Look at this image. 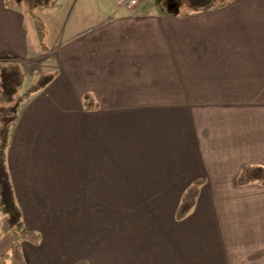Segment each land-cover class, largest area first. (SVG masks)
<instances>
[{
	"label": "crops",
	"instance_id": "crops-1",
	"mask_svg": "<svg viewBox=\"0 0 264 264\" xmlns=\"http://www.w3.org/2000/svg\"><path fill=\"white\" fill-rule=\"evenodd\" d=\"M18 3L0 0V64L42 70L25 90L56 73L11 119L10 181L40 236L25 264H264V187L238 184L264 168V0H39L45 51Z\"/></svg>",
	"mask_w": 264,
	"mask_h": 264
},
{
	"label": "trees",
	"instance_id": "trees-1",
	"mask_svg": "<svg viewBox=\"0 0 264 264\" xmlns=\"http://www.w3.org/2000/svg\"><path fill=\"white\" fill-rule=\"evenodd\" d=\"M29 7L26 8L27 14L33 18L37 39L40 49L46 50L44 43L45 27L40 18L34 13V5L39 0H29ZM34 1V2H33ZM190 2H206L207 0H188ZM34 3V4H33ZM199 7H202L197 3ZM56 76V73L40 75L34 83L26 89V96H31L44 89ZM24 82V74L18 63L0 64V106H10L12 110L18 108L23 102L20 91ZM88 97H84V105L87 104ZM86 103V104H85ZM89 103V102H88ZM11 110V111H12ZM9 111L5 115V119L0 122V234H8L11 237V246L7 252L0 256V264H25L21 243L29 242L37 244L40 241L38 233L27 228L22 219L21 210L17 204L14 190L10 181L7 167L6 153L9 144V134L11 128V119L15 112ZM259 184L264 187V168L252 167L251 174L245 175L242 170L238 177V184ZM202 184V180L195 181L183 193L179 205L176 210L175 218L181 220L193 209L198 194V189ZM74 264H86L84 260H79Z\"/></svg>",
	"mask_w": 264,
	"mask_h": 264
},
{
	"label": "rangeland",
	"instance_id": "rangeland-1",
	"mask_svg": "<svg viewBox=\"0 0 264 264\" xmlns=\"http://www.w3.org/2000/svg\"><path fill=\"white\" fill-rule=\"evenodd\" d=\"M7 2H8V4L10 5V6H13V5H16V4H19L18 2H19V0H7ZM24 8V7H23ZM35 14L37 15V16H43V12H41V11H37V12H35ZM42 14V15H41ZM33 18L29 15V14H27L26 15V17H25V24H24V27H25V29H26V31H27V33H28V45H29V49L30 50H32V49H35V50H37L38 49V47H39V42H38V39H37V35H36V30H35V26H34V23H33ZM45 43H48L49 44V40H48V38L44 41ZM38 68V66L36 67V68H34V69H30V68H25L24 69V72H23V74H24V76H25V80L27 81L28 80V82H32V81H30V76L29 75H32L33 74V76L34 77H36V75L37 74H39L42 70L41 69H37ZM34 81V80H33ZM30 84V83H29ZM20 95H21V98H27V96H26V90L24 89V88H22L21 89V91H20ZM10 106H0V122L3 120V119H5V115H7V113L9 112V111H11L12 109L11 108H9ZM19 109V107L17 108V110ZM17 110H16V108L14 109V110H12L11 112H17ZM21 192V191H20ZM263 202V200H260V205L262 204V202ZM57 204V203H56ZM48 205H50V206H48ZM48 205H45V208H44V210H47V211H57V208H54V205H55V202L53 203V202H51V204H48ZM259 208L260 209H262V208H264V205L263 206H259ZM43 210V211H44ZM42 210H40V212H43ZM40 215H35V221H38V222H40ZM0 221H1V216H0ZM9 235H7V234H0V243H5L6 241H7V237H8Z\"/></svg>",
	"mask_w": 264,
	"mask_h": 264
},
{
	"label": "built area",
	"instance_id": "built-area-1",
	"mask_svg": "<svg viewBox=\"0 0 264 264\" xmlns=\"http://www.w3.org/2000/svg\"><path fill=\"white\" fill-rule=\"evenodd\" d=\"M143 1L144 0H116V4L121 9L131 10Z\"/></svg>",
	"mask_w": 264,
	"mask_h": 264
}]
</instances>
